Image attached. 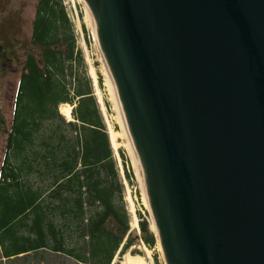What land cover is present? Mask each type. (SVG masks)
<instances>
[{
  "label": "water",
  "instance_id": "water-1",
  "mask_svg": "<svg viewBox=\"0 0 264 264\" xmlns=\"http://www.w3.org/2000/svg\"><path fill=\"white\" fill-rule=\"evenodd\" d=\"M165 264H264V0H83Z\"/></svg>",
  "mask_w": 264,
  "mask_h": 264
},
{
  "label": "trees",
  "instance_id": "trees-1",
  "mask_svg": "<svg viewBox=\"0 0 264 264\" xmlns=\"http://www.w3.org/2000/svg\"><path fill=\"white\" fill-rule=\"evenodd\" d=\"M30 38L0 165V247L110 264L132 245L123 184L90 79L73 71L84 61L60 0L36 1ZM138 227L151 247L147 222Z\"/></svg>",
  "mask_w": 264,
  "mask_h": 264
},
{
  "label": "rangeland",
  "instance_id": "rangeland-1",
  "mask_svg": "<svg viewBox=\"0 0 264 264\" xmlns=\"http://www.w3.org/2000/svg\"><path fill=\"white\" fill-rule=\"evenodd\" d=\"M36 1L0 0V165L11 120L16 82L26 54L33 50L30 35ZM60 1L69 17L76 46L81 51L84 61L83 65L74 64L73 71L87 75L90 79L93 94L109 136L118 174L123 184V200L127 211L132 245L125 251L118 249L113 256V264H123L128 255L135 256L137 254L148 261L147 255L149 254L152 258V262L150 261L149 264H165L157 238L151 227L152 217L143 190V183L137 173L135 161L126 142L113 89L102 62L101 51L88 25L84 3L82 0ZM64 106L66 105H60L59 110L61 111ZM111 136H114V141L111 140ZM141 219L147 222L148 229L154 236V244L151 247L144 244L140 230L132 227L134 220L138 223ZM0 264L82 263L65 255L39 250L9 258L0 256Z\"/></svg>",
  "mask_w": 264,
  "mask_h": 264
},
{
  "label": "bare ground",
  "instance_id": "bare-ground-1",
  "mask_svg": "<svg viewBox=\"0 0 264 264\" xmlns=\"http://www.w3.org/2000/svg\"><path fill=\"white\" fill-rule=\"evenodd\" d=\"M82 1H83V0H82ZM83 3H84V2H83ZM84 7H85V9H86V16H87V19H88V25L90 26L91 31H92V33L94 34V37H95V39H96V43L98 44V40H97V36H96V28H95V25H94V23H93V20H92L90 14H89V11H88V9H87L85 3H84ZM98 46H99V44H98ZM99 49H100V47H99ZM100 51H101V50H100ZM100 51H99V52H100ZM101 54H102V53H101ZM102 59H103L102 62L104 63V66H105L106 71H107V73H108L109 80H110V83H111V86H112V89H113V93H114V96H115V99H116V103H117V106H118V109H119V113H120V116H121V119H122V121H121V123H122V129H123L124 135H125L126 140H127L126 142H127L128 146H129V148H130V150H131L132 157H133V159H134V161H135V167H136L137 173H138V175H139V177H140V179H141V182L143 183L142 186H143V190H144L145 195H146V201L148 202V197H147V193H146V188H145V184H144V179H143L142 173H141V171H140V169H139V166H138V164H137L136 158H135L134 153H133V149H132L131 142H130V139H129V135H128V132H127V128H126V125H125V121H124V118H123V114H122V111H121V107H120V104H119V100H118V97H117V93H116V90H115V86H114V83H113V80H112V77H111L110 71H109V69H108V66H107V64H106V61H105L103 55H102ZM105 68H104V69H105ZM106 75H107V74H106ZM93 77H94V76H93ZM63 105H66V106L62 107L60 112H61V113L67 118V119H70V118H71V114H70L69 109L71 110V107H70V105H68V104H63ZM111 137H112V136H111ZM111 140L114 141V136L111 138ZM148 205H149V202H148ZM131 223H132V222H131ZM136 226H137V227H136ZM132 227H134V228H138V223H137L136 220L133 221V226H132ZM151 227H152V229H153L154 234L157 235V231H156V227H155V225H154V221H153V219H152V226H151ZM152 229H151V230H152ZM157 241H158V239H157ZM158 244H159V241H158ZM159 247H160V244H159ZM160 250H161V248H160ZM147 257L149 258V261L146 260L145 258L141 257V256H138V255H135V256H129V255H128L126 261H123V264H149L150 261L152 262V260H151L152 258L150 257L149 254L147 255Z\"/></svg>",
  "mask_w": 264,
  "mask_h": 264
},
{
  "label": "flooded vegetation",
  "instance_id": "flooded-vegetation-1",
  "mask_svg": "<svg viewBox=\"0 0 264 264\" xmlns=\"http://www.w3.org/2000/svg\"><path fill=\"white\" fill-rule=\"evenodd\" d=\"M0 256L3 257V258H9V257H12L13 255H8V256L4 255V253H3V251H2V249L0 247Z\"/></svg>",
  "mask_w": 264,
  "mask_h": 264
}]
</instances>
